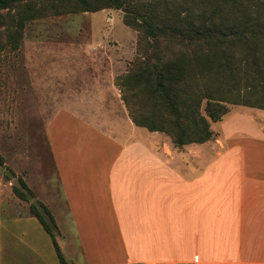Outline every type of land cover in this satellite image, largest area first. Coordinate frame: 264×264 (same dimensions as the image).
Wrapping results in <instances>:
<instances>
[{
	"label": "crops",
	"instance_id": "0c3cea01",
	"mask_svg": "<svg viewBox=\"0 0 264 264\" xmlns=\"http://www.w3.org/2000/svg\"><path fill=\"white\" fill-rule=\"evenodd\" d=\"M114 65L46 127L58 190L43 203L66 260L264 264V128L254 119L264 111L230 112L212 123L211 141L178 148L133 123L114 83L113 68L126 64ZM0 264L60 262L51 237L25 215L0 216Z\"/></svg>",
	"mask_w": 264,
	"mask_h": 264
},
{
	"label": "trees",
	"instance_id": "16d2710c",
	"mask_svg": "<svg viewBox=\"0 0 264 264\" xmlns=\"http://www.w3.org/2000/svg\"><path fill=\"white\" fill-rule=\"evenodd\" d=\"M109 9L125 10L124 24L138 32L137 56L114 80L136 126L183 148L211 141L212 123L231 106L264 111V0H0V51L18 50L36 19ZM13 193L34 197L24 180ZM29 214L51 237L60 264H73L50 209L32 203Z\"/></svg>",
	"mask_w": 264,
	"mask_h": 264
},
{
	"label": "rangeland",
	"instance_id": "374dc122",
	"mask_svg": "<svg viewBox=\"0 0 264 264\" xmlns=\"http://www.w3.org/2000/svg\"><path fill=\"white\" fill-rule=\"evenodd\" d=\"M124 11L36 19L27 23L18 50L0 51V216H30V204L58 190L46 127L61 106L92 94L96 75L122 59L125 69L113 68L120 75L136 58L138 32L124 24ZM241 108L231 106V113ZM257 114L264 128V113ZM19 180L34 195L28 202L13 193Z\"/></svg>",
	"mask_w": 264,
	"mask_h": 264
},
{
	"label": "water",
	"instance_id": "95a60500",
	"mask_svg": "<svg viewBox=\"0 0 264 264\" xmlns=\"http://www.w3.org/2000/svg\"><path fill=\"white\" fill-rule=\"evenodd\" d=\"M125 12V11H124Z\"/></svg>",
	"mask_w": 264,
	"mask_h": 264
}]
</instances>
